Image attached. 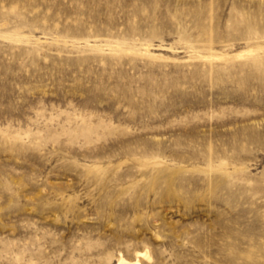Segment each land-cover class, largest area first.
<instances>
[{
	"label": "rangeland",
	"instance_id": "1",
	"mask_svg": "<svg viewBox=\"0 0 264 264\" xmlns=\"http://www.w3.org/2000/svg\"><path fill=\"white\" fill-rule=\"evenodd\" d=\"M138 252L264 264V0H0V264Z\"/></svg>",
	"mask_w": 264,
	"mask_h": 264
},
{
	"label": "bare ground",
	"instance_id": "2",
	"mask_svg": "<svg viewBox=\"0 0 264 264\" xmlns=\"http://www.w3.org/2000/svg\"><path fill=\"white\" fill-rule=\"evenodd\" d=\"M261 51H262V48L250 49L248 51H245L243 54H240L237 57L244 58L247 60L255 59L256 57H258ZM147 257H148V252L146 253L138 252L134 259H128L124 255L120 254L119 259H118V264H142V258H147Z\"/></svg>",
	"mask_w": 264,
	"mask_h": 264
}]
</instances>
